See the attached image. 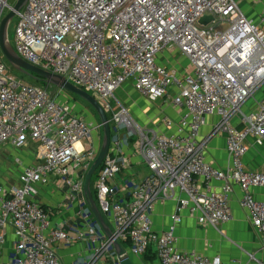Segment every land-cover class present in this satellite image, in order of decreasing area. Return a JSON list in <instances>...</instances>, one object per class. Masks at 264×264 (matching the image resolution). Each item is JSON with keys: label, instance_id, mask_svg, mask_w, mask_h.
<instances>
[{"label": "built area", "instance_id": "obj_1", "mask_svg": "<svg viewBox=\"0 0 264 264\" xmlns=\"http://www.w3.org/2000/svg\"><path fill=\"white\" fill-rule=\"evenodd\" d=\"M12 7L9 0H0V24ZM16 15L15 51L92 94L109 116L114 135L94 189L116 239L129 243L131 254L143 256L152 249L160 264H222L220 258L181 251L176 229L184 211L202 226L230 222L235 185L264 243V203L253 192L264 187V164L252 170L244 163L248 139L264 142V6L254 18L238 0H28ZM205 16L213 17L206 25L200 23ZM173 51L190 62L185 76L159 60ZM126 81L147 98L171 102L178 117L163 115L161 122L172 133L146 129L124 104H112ZM60 94L51 85L19 80L0 59V147L28 139L38 145L37 162L22 170L19 184L0 182V246L10 225L16 238L14 264H61L58 243L89 244L85 264L104 258L120 264L84 192L99 147L82 144L101 124L85 120L70 103L58 102ZM209 117L215 122L203 137ZM216 136L226 139L225 169L206 157ZM124 137L134 138L149 174L134 181L122 201L114 182L129 164L121 151ZM56 180L67 188V200L79 206L74 231L64 223L52 227L49 211L35 200L39 186ZM215 181L221 182L220 189L213 188ZM168 200L177 202L172 223L156 232L151 214Z\"/></svg>", "mask_w": 264, "mask_h": 264}, {"label": "crops", "instance_id": "obj_2", "mask_svg": "<svg viewBox=\"0 0 264 264\" xmlns=\"http://www.w3.org/2000/svg\"><path fill=\"white\" fill-rule=\"evenodd\" d=\"M252 0H249L251 2ZM255 1V0H253ZM262 2V9L264 0ZM248 2H241V7L250 16L257 18L260 13L250 10L247 6ZM179 52H167L159 57H163L169 66L170 56ZM177 63V62H176ZM174 66H178L175 64ZM172 68V67H171ZM180 68L181 67H176ZM139 103H134L128 110L141 126L146 129L156 130L161 133H172L173 129L165 128L161 122L163 115L177 119L178 110L174 108L168 100L151 101L144 95L139 96ZM148 115H147V113ZM152 116V118H149ZM158 117V120L154 119ZM215 122V117H209L207 125L202 130V136H206L211 125ZM124 136V135H123ZM90 143L89 145H92ZM82 145H88L87 141ZM248 150L244 156V163L247 169H260L264 164V142H259L256 138H249ZM36 153L30 155L29 164L32 166L37 162L38 145H36ZM96 146V144H94ZM121 151L129 157V164L124 168L115 180L118 188V196L124 201L130 196L132 184L134 181L141 179L149 174V170L143 160L131 144L128 137H124L121 144ZM207 160L213 166L225 169L229 164V155L226 147V139L224 136L213 137L206 150ZM32 159V160H31ZM25 168V167H24ZM23 170V169H22ZM23 172V171H22ZM21 172V173H22ZM20 173V174H21ZM20 177V175H19ZM19 177H16L14 183L1 182L5 184H19ZM221 182H213V188L220 189ZM254 195L258 201L264 203V187L254 188ZM242 190L235 185L232 196L231 206L233 210V219L220 225L218 228L211 226H202L197 219L188 211L182 213V220L176 229L177 246L181 251H195L209 258H220L222 264H260L264 263V243L262 233L254 226L250 213L241 206L240 200ZM35 200L40 202L50 213L51 226L64 223L69 230L74 231L73 225L79 221L77 203H71L67 200V188L62 182L53 181L49 185L39 186L38 194ZM177 202L168 200L163 204H158L152 212L153 229L156 232L166 231L172 223L171 215L176 211ZM16 242L13 228L8 225L6 227V240L0 246V264H14V245ZM123 247L130 253V244L122 243ZM56 249L61 257V264H85L91 254L89 244L66 245L64 243L56 244ZM111 253L116 252L111 249ZM134 264H160L156 255L149 252L143 256L131 254ZM112 260L104 258L99 264H111Z\"/></svg>", "mask_w": 264, "mask_h": 264}, {"label": "rangeland", "instance_id": "obj_3", "mask_svg": "<svg viewBox=\"0 0 264 264\" xmlns=\"http://www.w3.org/2000/svg\"><path fill=\"white\" fill-rule=\"evenodd\" d=\"M240 5L241 2H248L247 6L250 10L256 11L257 13H260L262 10V2L260 0H255L249 2V0H238ZM10 4L15 6L17 3V0H9ZM245 11V10H244ZM9 11H7L8 14ZM18 21V16H14L13 19L9 23L8 27V38L10 45L14 48L15 47V30H16V24ZM0 59L5 61L6 64H8L11 67V72L15 77H17L19 80L28 83V84H34V80L31 79L29 76L23 74L22 72L16 70L14 67H12L7 60L4 58L1 50H0ZM161 61L163 63H166L165 59L162 57ZM170 62L168 63L170 68L172 67L174 70L177 71V74L179 76H185L184 70L186 73L190 70V62L186 56H184L182 53H177L170 56ZM177 62V63H176ZM177 64L180 68H176L178 66H174ZM53 91H61V94L57 97L58 102L65 104L70 103L73 110L83 116L85 120H87L90 123H100V118L97 115V113L93 110L91 106H89L85 101H83L80 98H75L72 96V94L66 92L65 90H60L58 88H55L52 86ZM142 96V93L138 91L132 81H126L122 86L115 92L114 98L112 99V104L114 106H117L118 102H121L124 104L128 109L134 104L139 103V99ZM262 96L259 95L260 98ZM151 101H158L154 100L152 98H148ZM254 99L252 98L247 103L248 108L251 107L253 104ZM147 113V112H146ZM148 115V113H147ZM149 118H152V116H149ZM155 121L158 120V117L154 119ZM136 121V120H135ZM138 123V122H137ZM101 124V123H100ZM139 124V123H138ZM141 124V123H140ZM139 124V125H140ZM142 125V124H141ZM112 126V124H111ZM144 126V125H143ZM139 138L138 135H136L135 139L137 140ZM102 140H103V127L100 126L99 129L94 131L92 138H90L87 143L89 146L90 143L96 144L97 147L100 148L102 146ZM92 144V145H93ZM37 144L33 142L32 140L28 139L21 145H13L10 143L4 144L0 147V182H9L14 183L16 180V177H19L20 173L22 172V169L29 164L30 161V155H33L36 153V146ZM32 160V159H31ZM97 173V172H96ZM96 173L94 174L93 178H95ZM131 255V254H130Z\"/></svg>", "mask_w": 264, "mask_h": 264}, {"label": "water", "instance_id": "obj_4", "mask_svg": "<svg viewBox=\"0 0 264 264\" xmlns=\"http://www.w3.org/2000/svg\"><path fill=\"white\" fill-rule=\"evenodd\" d=\"M28 0H17L15 6L6 14L0 24V50L7 60V62L14 67L16 70L23 74L34 78L44 80L48 85L56 87L61 90H65L70 94L78 96L80 99L85 101L93 110L97 113L100 118L101 126L103 127V140L102 146L98 153V156L89 171L86 174L84 181V192L87 205L92 212L97 224L104 232L106 237L111 240L113 248L116 252L117 258L120 264H134L128 251L123 247L121 242L116 239L111 225L107 222L105 216L101 212L99 205L93 195L92 180L94 174L101 167L105 157L107 156L112 142V128L109 120V116L100 102L89 92L82 88L75 86L73 83L68 81L65 77L47 71L43 68L35 66L26 60H24L10 45L8 38V27L10 21L16 16L17 12L22 10ZM213 20L212 16H205L200 20L201 24L206 25L209 21Z\"/></svg>", "mask_w": 264, "mask_h": 264}, {"label": "trees", "instance_id": "obj_5", "mask_svg": "<svg viewBox=\"0 0 264 264\" xmlns=\"http://www.w3.org/2000/svg\"><path fill=\"white\" fill-rule=\"evenodd\" d=\"M30 78H31V77H30ZM31 79L34 80V84H33V85L43 86V87L49 86L44 80H41V79H34V78H31ZM72 96H74L75 98H79L78 96H76V95H74V94H72ZM111 128H112V136H113V135H114V134H113V126H111ZM130 140H131V144H133V143H134V138L132 137V138H130ZM96 174H97V173H96ZM96 176H97V175H96ZM96 176H95V178H93V180H92V190H93V195H94V197H95V199H96V201H97V203H98L97 193H96V191H95V189H94V182H95V180H96ZM103 215H104V214H103ZM104 216H105L107 222L111 225V222L109 221V219L107 218V216H106V215H104ZM93 220H94L95 224H96L97 226H99V225L97 224L96 219L94 218V216H93ZM149 252H152V253L155 255V253L153 252L152 249L148 250L147 253H149ZM147 253H146V254H147Z\"/></svg>", "mask_w": 264, "mask_h": 264}]
</instances>
